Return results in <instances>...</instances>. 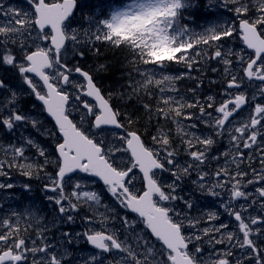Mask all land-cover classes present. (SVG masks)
Wrapping results in <instances>:
<instances>
[{"label":"snow or ice","instance_id":"snow-or-ice-1","mask_svg":"<svg viewBox=\"0 0 264 264\" xmlns=\"http://www.w3.org/2000/svg\"><path fill=\"white\" fill-rule=\"evenodd\" d=\"M234 2L243 43L247 49L253 50L255 58L233 53L230 48L222 51V43L217 42L232 36V26H213L202 33L189 32L182 27L180 10L188 0H139L126 10L112 12L110 19L94 21L96 32L101 33L95 35L96 41L122 46L138 57L143 65L153 66L140 72L141 78L133 80L129 86L134 85L133 92L157 97L155 113L148 104L142 107L150 115L176 122L178 148H172L168 138L170 132L163 130L152 136V144L158 147H146L142 134L129 131L121 123L127 120L131 125V114L122 115L114 110L109 103L111 96L106 99L101 94L89 72L80 67L68 68L61 63V49L66 39L62 25L72 15L77 0H31L32 11L23 15L0 2V66H10L22 81L10 87L0 79V92L10 93L0 102V125L14 136L11 144L0 143V152L10 157V161L0 160V175L7 176V170L17 167L18 160H28L26 151L34 149L38 157L44 158V165H54L55 175L45 173V199L56 206L54 211L60 222H80L84 229L82 232H62L60 239L54 240L47 235L48 226L43 225L37 233L40 240L37 245V239L33 237H28L27 242L21 238L18 226L21 214L13 213L15 224L11 222L12 217H0V228L6 229L0 231V264H112L108 256H112L116 264H264V167L257 170L249 164L247 170L240 168L244 158L241 144L244 149L259 150L262 153L260 163L264 166V106L256 103L255 92L251 96L246 95L253 80L264 82V0ZM252 8L256 9L253 13L255 19L250 15L241 18L240 14H247ZM46 26H50L54 33L51 35L54 48H41L36 43L49 38L42 31ZM258 26H261L260 31ZM33 31L35 38L32 37ZM25 39H32L35 51L23 43ZM71 39L75 41L76 35ZM211 49L214 51L209 55ZM177 53L182 54L178 57ZM233 55L238 58L236 72L228 67L232 63L228 57ZM165 61L182 64L187 71L176 75L163 74L168 67ZM211 61L224 65L221 75L227 82L218 101L208 95L201 103L195 93L203 82L191 73L194 65L204 67ZM98 70L105 71L106 67L101 65ZM211 71L216 72L217 68L212 67ZM73 72L82 76L84 83L72 79ZM29 74H34V77ZM35 77L39 80L36 81ZM184 78L196 81L195 86L188 90L194 94L190 97L193 103L185 100V94L176 89L175 81ZM25 85L27 94L40 102V109L54 118L55 131L44 126L39 111L33 116L21 109L19 100L25 92L19 89ZM171 92H177V95L173 96ZM259 95L264 97V88L260 89ZM84 97H92L95 102ZM246 103L249 115L237 124L234 114ZM214 104L218 106L214 107ZM192 108L197 111L184 114L185 109ZM74 110L81 112L75 123L69 118ZM182 120L191 123L184 124ZM29 126L55 142L57 155L54 161L46 147L25 135ZM224 137L230 145L229 151L212 152L213 146ZM233 148L238 155L225 159ZM213 160L223 163L213 170L209 168ZM229 165H235L231 174ZM18 168L25 176L37 175L31 163H21ZM135 169H139L142 176ZM164 172L169 173L172 180L170 183L162 182V190L157 180ZM193 175L192 184L209 196L219 197L227 189L229 200L224 210L238 222L235 227L242 238L231 229L222 231L228 229L225 223L198 228L202 220H219L217 212L192 218L182 215L171 203L159 206L162 202L180 200L191 210V199L179 196L177 190L184 179ZM249 175L251 178L246 183L242 182L240 178ZM96 179L103 182L107 192L123 209L138 214L134 220L127 216L119 217L123 237L109 224L110 219L116 218L110 216L113 209L102 204L96 191L83 190L85 184L91 185ZM140 180L146 184L142 195L137 188ZM249 185H253L251 191H247ZM13 187L10 182H0V190ZM24 187L31 190L30 185ZM66 187H70L69 195L64 193ZM234 200H242L243 203L234 205ZM81 206H86L93 215H82ZM250 208L252 212H249ZM253 212H258V215H253ZM24 214L33 215L39 223V218L30 210L26 209ZM97 223L99 230L96 229ZM138 223L146 225L145 231L150 229L157 241L162 242L159 249H154L144 237H137L134 244L129 242V234H136ZM184 229L189 234H184ZM216 233L220 234L219 238ZM203 237L207 240L203 241ZM81 241L92 246V254L74 262L69 247L73 242L78 244ZM220 244L226 245L224 250L216 248Z\"/></svg>","mask_w":264,"mask_h":264},{"label":"trees","instance_id":"trees-1","mask_svg":"<svg viewBox=\"0 0 264 264\" xmlns=\"http://www.w3.org/2000/svg\"><path fill=\"white\" fill-rule=\"evenodd\" d=\"M110 3H116V0H92L87 6L93 14L102 15L104 13L102 10L106 9ZM183 8L180 11H183ZM181 17L180 21H182ZM93 19L96 20V18ZM95 43L99 45L94 61L99 68L101 65L106 67L105 71H101L102 77L100 74V78L108 88L111 102L122 115L131 114L132 116L133 123L131 125L127 123V120H123V123L128 127V130H137L140 133H144L145 136L152 134L155 131V115L146 113L142 105L148 104L152 108L153 113H155V96L133 92L134 85L132 87L129 86L133 80L141 78L139 73L142 71L139 67L146 65H143L138 57L122 46H107V43L110 42L104 41H96ZM147 66L149 68L153 67L152 65ZM0 79L5 80V82L9 81V83L20 82L19 75L10 66H0ZM241 149H243V145H241ZM254 156L256 158L254 168L261 170L264 167L260 163L261 154Z\"/></svg>","mask_w":264,"mask_h":264},{"label":"rangeland","instance_id":"rangeland-1","mask_svg":"<svg viewBox=\"0 0 264 264\" xmlns=\"http://www.w3.org/2000/svg\"><path fill=\"white\" fill-rule=\"evenodd\" d=\"M136 2H139V1H136ZM136 2H134V3H136ZM132 4H133V3H132ZM132 4H130V5H132ZM4 5H5V7H7L6 4H4ZM130 5H127L126 7H124L123 9H121V10H119V11L126 10ZM0 19H2V18H0ZM4 22H6V21H4ZM35 36H36V33H35V31H33V32H32V37L35 38ZM23 43L30 44L31 47H33V51L36 50L35 46H34L33 43H32V39H25V40L23 41ZM36 43H38V44L40 45L41 48H48V42H47V40H43V41H39V40H37ZM229 48L232 49L233 53H240V50H241L240 48H238L237 50H235V49L233 48L232 45L229 46L227 49H229ZM227 49H226V50H227ZM65 54H66V53H65ZM228 67H229L230 70L232 71V69H233V67H232V63H231ZM236 71H237V69H236ZM236 71H235V72H236ZM94 185H95V183H93V184H91V185H89V184H85L84 187H83V190H84V191H96V192L101 196V202H102V200H103L102 197H104V196H103V194H102L101 192L99 193V191H98L97 189H94ZM77 191H79V190H77ZM100 210H101V211H104V210H102V209H100ZM97 219H100V218L97 217ZM229 226H230V227H233V226H235V225H233V224L231 223ZM231 230H233V229H231ZM197 234H199V233L197 232ZM130 235H133V234H129V236H130ZM225 247H226V246H225ZM225 247H223L222 250H224ZM262 247H264V245H262Z\"/></svg>","mask_w":264,"mask_h":264},{"label":"flooded vegetation","instance_id":"flooded-vegetation-1","mask_svg":"<svg viewBox=\"0 0 264 264\" xmlns=\"http://www.w3.org/2000/svg\"><path fill=\"white\" fill-rule=\"evenodd\" d=\"M251 14H250V16H252V19H255L256 18V16L255 15H253V13L256 11V9L255 8H252L251 9ZM259 28L261 29V26H259ZM79 67V66H78ZM84 71H88L90 74H91V76L93 75L92 74V71L90 70V69H88V70H86V69H83ZM73 75H74V72H73ZM72 75V76H73ZM85 99H87L86 97H84ZM89 102H92L91 100H89V99H87ZM81 115V112L80 111H77V110H74L73 112H72V115H71V117L73 118V120L75 121V122H77V120H78V118H79V116ZM240 123V121H238L237 122V124H239ZM247 156H249L248 154H247ZM244 157V156H243ZM243 159H245V157L243 158ZM250 161V160H249ZM233 168H235V165H233ZM233 172V171H232Z\"/></svg>","mask_w":264,"mask_h":264},{"label":"water","instance_id":"water-1","mask_svg":"<svg viewBox=\"0 0 264 264\" xmlns=\"http://www.w3.org/2000/svg\"><path fill=\"white\" fill-rule=\"evenodd\" d=\"M246 45V44H245ZM52 118V117H51ZM53 119V121H54V118H52ZM55 122V121H54ZM150 230V229H149ZM150 232H151V230H150ZM152 235H154V234H152Z\"/></svg>","mask_w":264,"mask_h":264}]
</instances>
